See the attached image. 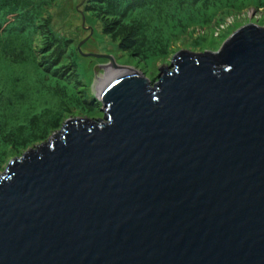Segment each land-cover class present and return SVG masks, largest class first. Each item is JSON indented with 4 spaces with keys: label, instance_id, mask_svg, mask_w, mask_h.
<instances>
[{
    "label": "water",
    "instance_id": "water-1",
    "mask_svg": "<svg viewBox=\"0 0 264 264\" xmlns=\"http://www.w3.org/2000/svg\"><path fill=\"white\" fill-rule=\"evenodd\" d=\"M158 71L9 162L0 264H264V28Z\"/></svg>",
    "mask_w": 264,
    "mask_h": 264
},
{
    "label": "rangeland",
    "instance_id": "rangeland-1",
    "mask_svg": "<svg viewBox=\"0 0 264 264\" xmlns=\"http://www.w3.org/2000/svg\"><path fill=\"white\" fill-rule=\"evenodd\" d=\"M41 1L44 7L43 18L51 17L52 32L59 38H66L68 46L52 69L48 65L49 61L39 59L38 62V58L34 68L13 67V70L10 68L7 72L0 69V91L4 92L3 102H0V124L14 120V110L21 112L18 116L21 120L28 115L32 117L42 109L44 118L32 126V132L27 135L24 144L26 148L0 166V175L13 157H19L25 151L46 142L59 132L66 121L103 120L104 109L98 98L103 84L99 89L98 86L99 78L106 76L108 68L115 66L112 76L121 72V69L139 73L148 80L151 87L159 75L158 69L169 68L177 52L215 53L237 29L249 24L264 28V10L259 7L254 8L250 4L239 12L229 11L225 15L219 11L212 21L207 19L200 25L194 24L170 41L172 45L166 58L154 63L151 59L142 62L134 58L127 37L123 41L120 37L114 39L111 34L114 24L109 19L98 12H90L92 7L86 4L91 0ZM107 57L112 58L114 66ZM19 86L20 89H16ZM21 86L26 89L24 96L17 102H8L5 94L7 89L22 90ZM15 134L8 140L10 149H15ZM43 135L47 136L45 141L37 143Z\"/></svg>",
    "mask_w": 264,
    "mask_h": 264
},
{
    "label": "trees",
    "instance_id": "trees-1",
    "mask_svg": "<svg viewBox=\"0 0 264 264\" xmlns=\"http://www.w3.org/2000/svg\"><path fill=\"white\" fill-rule=\"evenodd\" d=\"M250 4L264 10V0H91L86 5L92 7L90 12H98L114 24V39L120 37L123 41L127 37L134 58L142 62L151 59L154 63L168 56L170 41L187 28L207 19L212 21L219 11L224 15L239 12ZM43 8L41 0H0V69L7 72L13 67L34 68L36 58L38 62L49 61L52 69L66 52L67 39L52 32L51 17L43 18ZM21 88L7 89L8 102H17L24 96L26 89ZM3 93L0 91V102ZM42 111L20 120L21 112L14 110L15 119L0 124V166L26 148L32 126L44 119ZM13 133L15 149H10L8 140ZM46 138L43 135L37 143Z\"/></svg>",
    "mask_w": 264,
    "mask_h": 264
},
{
    "label": "bare ground",
    "instance_id": "bare-ground-1",
    "mask_svg": "<svg viewBox=\"0 0 264 264\" xmlns=\"http://www.w3.org/2000/svg\"><path fill=\"white\" fill-rule=\"evenodd\" d=\"M108 68V67H107ZM114 68H115V66H114ZM114 68H112V69H114ZM106 69V68H105ZM112 69H107L106 70V76L103 78V79H101V78H99V86H98V89L100 88V86H101V89L103 88V86L109 81V80H111L112 78H115V77H119V76H122V75H127L128 73H133V71H131V70H126V69H121L122 71L121 72H119V73H117V74H115L114 76H112L114 73H112L113 72V70ZM110 76H112V77H110ZM106 77H109V78H106ZM107 79V80H106ZM106 80V81H105ZM105 81V82H104ZM99 91H101V90H99ZM100 93V92H99Z\"/></svg>",
    "mask_w": 264,
    "mask_h": 264
},
{
    "label": "clouds",
    "instance_id": "clouds-1",
    "mask_svg": "<svg viewBox=\"0 0 264 264\" xmlns=\"http://www.w3.org/2000/svg\"><path fill=\"white\" fill-rule=\"evenodd\" d=\"M158 70H159V69H158ZM128 74H129V73H128ZM130 74H131V73H130ZM147 81H148V80H147ZM153 82H155V81H153ZM100 104H101V103H100ZM101 106H102V105H101ZM103 116H104V115H103ZM80 120H86V119H80ZM63 125H64V124H63ZM63 125H62V126H63ZM62 126H61V128H62ZM61 128H60V130H61ZM60 130H59V131H60ZM56 133H57V132H56ZM56 133H55V134H56ZM55 134H54V135H55ZM52 137H53V136H52ZM50 138H51V137H50ZM50 138H48V140H49ZM48 140H47V141H48ZM44 143H45V142H44ZM40 145H41V144H40ZM40 145H39V146H40ZM25 152H27V151H25ZM25 152H24V153H25ZM21 155H22V154H21ZM21 155H20V156H21ZM14 158H18V157H14ZM10 161H11V160H10Z\"/></svg>",
    "mask_w": 264,
    "mask_h": 264
}]
</instances>
